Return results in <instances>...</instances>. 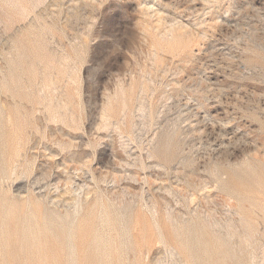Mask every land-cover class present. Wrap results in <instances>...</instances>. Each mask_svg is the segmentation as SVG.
I'll return each instance as SVG.
<instances>
[{"label": "rangeland", "instance_id": "obj_1", "mask_svg": "<svg viewBox=\"0 0 264 264\" xmlns=\"http://www.w3.org/2000/svg\"><path fill=\"white\" fill-rule=\"evenodd\" d=\"M18 218L62 247L0 264H264V0H0Z\"/></svg>", "mask_w": 264, "mask_h": 264}, {"label": "bare ground", "instance_id": "obj_2", "mask_svg": "<svg viewBox=\"0 0 264 264\" xmlns=\"http://www.w3.org/2000/svg\"><path fill=\"white\" fill-rule=\"evenodd\" d=\"M239 184H240V180L237 178L236 172L230 171L229 180L226 183V185H231L236 187L239 186ZM36 224L37 225H34L35 226L34 228L33 226H31L32 225L31 223L28 222V224H26L23 219L18 218L17 222L14 225H12L11 228H8L9 230L8 229L5 230L6 232L2 230L3 238L0 240V249H30V248L61 249L62 247L61 239L63 236L60 230L56 228L50 229L49 226H47L48 223L46 221L43 223L37 222ZM39 235H42L41 237H43L44 241L38 238ZM84 237H85V233L81 232V235L79 237L80 241L84 240Z\"/></svg>", "mask_w": 264, "mask_h": 264}]
</instances>
